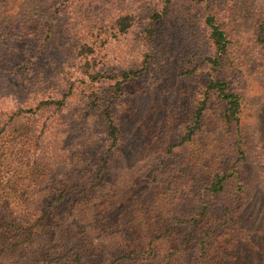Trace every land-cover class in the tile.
<instances>
[{"label":"trees","instance_id":"16d2710c","mask_svg":"<svg viewBox=\"0 0 264 264\" xmlns=\"http://www.w3.org/2000/svg\"><path fill=\"white\" fill-rule=\"evenodd\" d=\"M136 5L0 0V79L22 94L0 98V264H146L160 244V264L235 258L247 150L232 0ZM254 34L264 45V13ZM145 80L183 101L156 108L152 175L134 202L148 232L133 247L116 214L120 114Z\"/></svg>","mask_w":264,"mask_h":264},{"label":"rangeland","instance_id":"374dc122","mask_svg":"<svg viewBox=\"0 0 264 264\" xmlns=\"http://www.w3.org/2000/svg\"><path fill=\"white\" fill-rule=\"evenodd\" d=\"M113 6L136 8L138 0H109ZM40 5V4H39ZM233 22L231 37L236 58L244 73L241 88L243 95V130L246 141L247 160L243 174L247 187L241 213V224L245 230L243 239L237 242L235 258L230 264H264V45L255 40V23L264 13V0H232ZM134 30L128 39L116 40L114 50H122L134 38ZM145 82V83H144ZM136 82L130 87V106L120 114L124 144L116 170L120 189L117 216L133 232L131 245L145 244L148 230L136 218L135 200L148 185L152 167L149 164L151 149L150 127L159 116H154L157 107L163 104L178 106L182 102L180 87L171 94H161L148 88L149 81ZM128 87V88H129ZM19 84L9 79H0V98L10 104L20 102ZM163 95V96H162ZM161 104V102L165 101ZM165 106V105H164ZM161 118V116H160ZM159 118V119H160ZM164 256V245L157 246L152 261L160 264Z\"/></svg>","mask_w":264,"mask_h":264}]
</instances>
